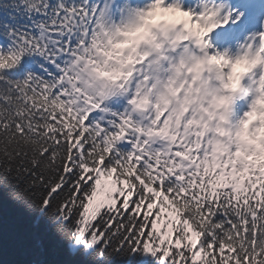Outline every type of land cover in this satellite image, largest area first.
I'll list each match as a JSON object with an SVG mask.
<instances>
[{
  "label": "snow or ice",
  "instance_id": "6c2138e0",
  "mask_svg": "<svg viewBox=\"0 0 264 264\" xmlns=\"http://www.w3.org/2000/svg\"><path fill=\"white\" fill-rule=\"evenodd\" d=\"M13 4L32 24L0 22L13 233L82 264H264V19L233 49L214 34L246 13L221 0Z\"/></svg>",
  "mask_w": 264,
  "mask_h": 264
},
{
  "label": "trees",
  "instance_id": "16d2710c",
  "mask_svg": "<svg viewBox=\"0 0 264 264\" xmlns=\"http://www.w3.org/2000/svg\"><path fill=\"white\" fill-rule=\"evenodd\" d=\"M0 22L21 30L32 27L13 0H0ZM10 43L0 36V47L8 48ZM26 62L34 63L27 58ZM14 215L10 204H0V264H82L81 257L74 256L58 237L44 234L39 240H32L15 235L11 227Z\"/></svg>",
  "mask_w": 264,
  "mask_h": 264
},
{
  "label": "rangeland",
  "instance_id": "374dc122",
  "mask_svg": "<svg viewBox=\"0 0 264 264\" xmlns=\"http://www.w3.org/2000/svg\"><path fill=\"white\" fill-rule=\"evenodd\" d=\"M187 2L188 3H194V0H187ZM224 14H226V11H225ZM243 22H244V20H243ZM239 25L234 26V30H235L236 34H238V38L236 40H232L230 42H227L228 40H227L225 34L223 33V29L218 30V32L214 34V36L216 37V40L221 42V43H225L226 42L230 47L235 49V47L237 45L244 43L246 41V39H247L245 36L241 35L243 33H242V31H240Z\"/></svg>",
  "mask_w": 264,
  "mask_h": 264
}]
</instances>
